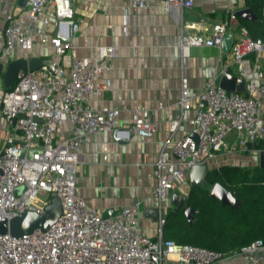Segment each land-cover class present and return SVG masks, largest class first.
<instances>
[{
  "label": "built area",
  "instance_id": "1",
  "mask_svg": "<svg viewBox=\"0 0 264 264\" xmlns=\"http://www.w3.org/2000/svg\"><path fill=\"white\" fill-rule=\"evenodd\" d=\"M6 1L0 0L4 20L2 65L15 48L21 50L22 59L28 60L35 36L41 46L51 47L53 55L51 70L46 66L32 72L19 70L12 87L0 97V113L8 127L0 149V223L6 227L0 232V264H264L262 240L227 253L166 240L161 213L162 202L175 187L183 188L181 195L187 198L191 166L218 167L220 155L231 153L234 146L245 148L260 142L262 148L257 152L264 151V74L256 64L264 54V39L251 38L242 25L237 26V37L232 36L230 63L223 71L233 68L234 75L244 81L243 93L225 91L215 79L191 89L186 77L180 76L178 116L171 121L169 132L176 130L191 104L194 113L187 120L186 133L166 141L170 142L172 159L167 160L161 151L155 162L152 196L157 201L158 214L155 236L149 237L138 225L140 201L103 217L75 194L76 167L82 163L79 146L93 133L113 130L120 112L119 108L90 104L110 88V79L103 74L113 67L115 47L95 45L93 57L76 55L71 42L64 40L77 33L80 24L74 21L71 0H26L24 8L15 6L3 12ZM119 1L125 2L121 10L126 16L157 0ZM159 1L166 13L175 9L179 17L183 8L192 5V0ZM260 16L264 21V2ZM237 19L234 11H226L212 23L209 32L202 28L203 19L190 25L179 21L181 56L188 55L190 47H216L221 51V38ZM37 21L44 26L40 32L33 30ZM68 21H72L70 26ZM187 27L196 32L184 33ZM133 114V134L151 137L154 127L148 110L137 107ZM63 124L68 125L69 135L56 141V129ZM192 134L197 136V142ZM229 134H234L232 144L226 142ZM38 147L40 151L27 156V150ZM21 149L25 150L23 156L18 155ZM51 195L60 201L61 213L47 230L35 229L20 236L8 233L10 219L27 211L42 214Z\"/></svg>",
  "mask_w": 264,
  "mask_h": 264
},
{
  "label": "crops",
  "instance_id": "2",
  "mask_svg": "<svg viewBox=\"0 0 264 264\" xmlns=\"http://www.w3.org/2000/svg\"><path fill=\"white\" fill-rule=\"evenodd\" d=\"M71 3L74 21L80 23L77 33L69 39L76 55L93 57L92 47L95 45H112L117 54L112 69L103 74V77L110 79L109 90L100 92L90 104L92 107L120 109L113 130L93 133L79 146L82 163L76 167L75 194L98 209L101 215L107 213L108 216L123 206L140 201L137 215L139 228L146 236L154 237L156 221L145 211L157 206L152 196L157 175L155 162L161 151L167 160L172 159L170 142L166 141L182 137L189 128L187 120L194 113V105L191 104L190 109L183 112L176 130L169 132L171 121L178 116L180 76L186 77L191 89H198L203 82L213 79L218 84L223 67L230 63L229 53L225 54L216 47H190L188 55L181 56L178 47L179 21L190 25L203 19L202 28L209 32L212 23L219 21L226 11L236 12L247 7L244 0H192V5L183 8L179 17L175 9L166 13L161 1L157 0L149 2L145 9L124 16L121 6L125 2L119 0H71ZM15 6L20 8L17 0H7L3 12ZM23 19L27 24V17ZM3 25V14L0 13V50ZM238 25H241L239 18L229 25L228 33L233 37L238 35ZM43 29L39 21L33 26L36 32ZM183 32L194 33L196 29L187 27ZM33 40V48L27 53L28 59H51V47L48 44L41 46L37 36ZM21 56V50L15 48L4 66L0 62V97L6 90L2 75L8 63L22 59ZM256 64L264 74V54L257 59ZM227 71L231 75L235 74L231 66ZM137 107L148 110V119L154 127L152 136L140 138L133 134L128 141L118 142L117 138L126 137L121 131L130 127L133 111ZM262 109L264 114V105ZM7 132L8 127L0 113V149ZM68 135V125H60L56 129L55 140ZM257 143L247 144L245 148L236 147L225 156L222 154L219 166L256 165L257 150L260 149ZM236 150L246 154L243 162L247 161L250 154V162L241 163L242 158L234 154ZM176 188L169 191L162 202L161 213L164 217L175 208L171 203L172 194L176 192L181 196L183 188H178L179 191Z\"/></svg>",
  "mask_w": 264,
  "mask_h": 264
},
{
  "label": "trees",
  "instance_id": "3",
  "mask_svg": "<svg viewBox=\"0 0 264 264\" xmlns=\"http://www.w3.org/2000/svg\"><path fill=\"white\" fill-rule=\"evenodd\" d=\"M264 0H244L256 15L254 21L239 19L253 39H264V21L260 9ZM262 148L260 142L256 145ZM219 183L239 202L224 206L209 197V190ZM187 206L194 209L195 221L188 226L182 210L173 209L164 217L162 235L176 244H191L227 253L255 240L264 242V168L257 165L224 164L209 169L203 189L190 187Z\"/></svg>",
  "mask_w": 264,
  "mask_h": 264
},
{
  "label": "water",
  "instance_id": "4",
  "mask_svg": "<svg viewBox=\"0 0 264 264\" xmlns=\"http://www.w3.org/2000/svg\"><path fill=\"white\" fill-rule=\"evenodd\" d=\"M26 0H17V6L23 8L25 6ZM235 15L239 19L243 20H255L256 17L248 8H242L235 12ZM72 21H68V26H70ZM56 34V32H54ZM70 35L64 38L65 41L70 39ZM233 41L232 35L229 33L223 34L221 38V51L223 53H228ZM41 66H46L51 70V59L49 57H33L28 60L16 59L8 63L3 75V83L6 89L12 87L13 82L16 79L17 72L19 70H25L27 72H32L40 68ZM218 86L225 91H234L236 93L244 92V81L241 77H236L228 73V71H223L220 74L218 80ZM22 116V115H21ZM126 137L120 139L117 138L118 142L128 141L132 135L133 130L129 127L125 129ZM192 138L197 142V136L195 134L191 135ZM40 151V148L27 150V156L30 157L34 152ZM25 153L24 149L18 151L19 156H23ZM259 168H264V151L260 150L258 153V163ZM209 169L205 164H196L191 166L188 171L189 186L198 189H203L206 186V175ZM20 190V188H17ZM17 192V191H16ZM209 197L217 199L224 206L237 207L239 202L232 196V192L225 190L219 183H214L209 190ZM171 203L177 210H182L184 218L188 224L191 226L195 221V210L186 204V197L178 193H173L171 196ZM61 213V205L58 198L51 195L50 202L45 207L42 214H37L35 212L27 211L20 217H14L9 220L7 224V231L12 236H20L28 234L35 229L41 231L47 230L57 219ZM153 220H157L158 210L157 208L149 209L145 211ZM112 215V214H111ZM103 217L108 216L107 213L102 214ZM6 227L3 223H0V232H4Z\"/></svg>",
  "mask_w": 264,
  "mask_h": 264
},
{
  "label": "rangeland",
  "instance_id": "5",
  "mask_svg": "<svg viewBox=\"0 0 264 264\" xmlns=\"http://www.w3.org/2000/svg\"><path fill=\"white\" fill-rule=\"evenodd\" d=\"M233 138H234V134H229V135L226 137V142L232 144V142H233ZM233 148H234V149H237L236 146H234ZM226 154H227V153L225 152L223 155L225 156ZM234 154L236 155L237 158H242L241 163H244V162H250V160H251V156H250V154H248L247 161H244V162H243V157H244L246 154H244V153L241 152L240 150H239V151L236 150V152H235ZM223 155H220V156H223ZM254 157H255V155H254ZM220 161H221V160H220ZM221 162H222V161H221ZM221 162H219V163H221ZM238 162H239V161H238ZM237 165H238V164H237ZM242 165H244V164H242ZM256 165H257V162H256ZM176 189L179 191L178 188H176Z\"/></svg>",
  "mask_w": 264,
  "mask_h": 264
}]
</instances>
